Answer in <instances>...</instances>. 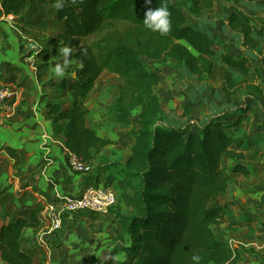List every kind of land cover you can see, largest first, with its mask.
Wrapping results in <instances>:
<instances>
[{
    "label": "trees",
    "instance_id": "16d2710c",
    "mask_svg": "<svg viewBox=\"0 0 264 264\" xmlns=\"http://www.w3.org/2000/svg\"><path fill=\"white\" fill-rule=\"evenodd\" d=\"M63 2L64 6L57 9L56 0H3L0 18L13 16L14 22L27 26L32 24L30 14L39 7L43 11L51 9L57 39L75 50L72 57L78 67L73 76L46 85L63 96L72 94L74 101L65 108L52 99L46 106V118L53 137L69 153L86 164L97 163L94 175L85 176L97 181L111 171L123 176V197H118L108 212L118 226L114 240L121 245L120 251L114 249L111 254L123 256L113 264H193L194 254L202 257L200 264H240V251L217 235L213 227L222 225L228 213L227 206L217 204L219 197L227 193L234 176L250 175L245 153H251L253 160L259 158L251 144L264 142V127L253 121L246 128L257 111L235 103L223 115L211 116L190 131L186 122L164 110L156 87L163 82L161 67L171 62L184 76L199 83L211 78L218 62L234 72L223 87L226 97L236 98L243 85L263 96L264 72L251 62L256 61L255 52L262 53L264 28L258 27L259 20L241 6L263 9L264 0ZM217 2L229 8L226 28L236 34L249 53H222L220 46L227 44L189 23L185 8L199 16ZM163 3L171 13V30L166 35L153 33L143 25L145 12ZM48 56L47 50H40L39 57ZM148 61L155 67L151 68ZM104 73L115 78L113 89L104 91L97 100V112L103 111L110 127L126 130L133 138L126 162H113L104 155L115 141L98 135L90 125L95 112L80 101L88 97ZM136 109L139 112L135 117ZM185 112L183 117L191 110ZM224 160L231 162L230 170L224 169ZM43 209L35 204L28 217L0 228V259L4 264H43L22 248L24 231L41 225Z\"/></svg>",
    "mask_w": 264,
    "mask_h": 264
},
{
    "label": "crops",
    "instance_id": "0c3cea01",
    "mask_svg": "<svg viewBox=\"0 0 264 264\" xmlns=\"http://www.w3.org/2000/svg\"><path fill=\"white\" fill-rule=\"evenodd\" d=\"M241 9L252 18L259 20L257 22L258 27L264 28V8L257 9L242 5ZM225 22L227 26L226 19ZM14 23L25 27L21 23ZM13 27V24H0V30L2 29L3 32L9 35L7 37L4 35V37L7 38L6 41H9L7 48L10 46L9 49L4 48L5 44L2 40L4 33L0 32V86H9L13 92V97L9 101L7 109L0 117V228L18 218L28 217L30 208L35 204L39 203L43 206L46 203H52L56 200L57 195L78 197L88 187L93 186L96 182L101 181L104 176H107L104 175L99 181L91 180L85 175L75 173L69 166L67 161L69 152L59 139L53 137L51 123L46 118V106L53 99V94L44 88L46 83L43 79L40 80L41 73H38L37 68L32 66L39 58H42L37 57L36 53L30 54L31 51L25 49L27 42L23 41V33L14 34ZM223 28L225 29L223 30L225 36L230 40L232 47H235V55L249 53L240 44L235 33L229 31L226 27ZM208 31L211 32L209 29ZM211 34L214 35L213 32ZM229 45L224 47L225 53L231 50L232 47ZM261 50L262 53H254L256 61L263 59L261 54L264 53V39L261 40ZM229 52L234 54L232 51ZM217 69H225L228 74L226 78L234 73L216 62L211 78L215 76ZM16 71L24 75L26 79L23 80L19 77ZM185 77L190 80L188 82L190 91L187 93L190 103L196 105L195 101L200 100L203 105H206L208 100H206L204 94L211 78L205 83H199L196 78L188 76L183 78ZM4 78L9 79L10 82L2 84ZM156 89H158V86ZM216 98L219 99L220 95L216 94ZM227 99L231 98L227 97ZM210 103L211 114L200 120L198 124L208 121L211 116L223 115L225 111L234 105L227 101L220 105L217 104V101ZM191 106L188 107L192 110ZM169 115L171 116V113ZM175 118L180 122H186L190 126L188 121L181 119V117L176 115ZM249 127L246 124V128L249 129ZM99 130L102 133V129ZM102 137L115 141L111 133L103 134ZM131 139L133 140L132 137ZM263 143L258 146L251 144V147L254 151L259 152L261 150H258V147ZM114 146L109 147L107 150L113 149ZM247 153L249 152L245 154ZM105 156L111 157L106 153ZM249 160L254 161L251 157L246 156L245 165L250 170V175L239 174L234 178L237 176L249 178L253 175L252 162ZM89 175H94V173ZM233 187L232 181L227 193L232 191ZM7 197H12L11 207L6 203ZM225 206H228V204ZM229 214H231V211L228 209L226 220L231 217ZM107 217L105 214H78L75 218L68 217L64 221L63 228L53 234L48 232L47 225L42 222L37 229L24 231L22 248L24 251H28L35 261H41L43 264H52L50 258L52 255L57 259L56 264H104L110 256L113 257L111 253L114 249L117 251L121 249L117 247L120 244L114 240V230L118 226L115 227L113 218L110 224L105 222ZM88 219L91 221L96 219L102 224V227L100 229L97 227L98 231L96 232L88 230L85 225L82 228L84 221ZM243 220L245 226L250 225L251 220H248L247 217H244ZM258 222L260 221L258 220ZM261 229H264V226ZM41 239L44 240L45 245L40 243ZM36 246L48 255V258H45L46 260L39 259L35 255ZM54 246L56 248L53 250ZM0 264H4L1 259Z\"/></svg>",
    "mask_w": 264,
    "mask_h": 264
},
{
    "label": "rangeland",
    "instance_id": "374dc122",
    "mask_svg": "<svg viewBox=\"0 0 264 264\" xmlns=\"http://www.w3.org/2000/svg\"><path fill=\"white\" fill-rule=\"evenodd\" d=\"M49 12V13H48ZM185 15L187 16L189 23L201 26L206 30H210L214 35L217 36L219 41L224 42L225 44L232 47L230 40L225 36L223 27H226L225 19H227L230 14L229 8L222 2H217L214 5V8L208 11L203 12L201 15L196 16L191 14L186 8L184 10ZM32 18V24L25 27L18 26L14 23V17H2L0 18V24H13L14 27L12 30L14 34L18 32L23 33V41L27 42L26 50H30L31 53H36L32 50V46L37 48V57H39L40 50H47L49 53L48 57L42 58L32 66L37 68V72L41 73L40 80L45 81L44 88L48 89L50 93L53 94V101H60L65 108H69L73 101L74 97L72 94L63 96L59 90L52 87H47L48 82H52L63 78H55L51 73V68L55 63H62V56L58 53V48L64 47L62 43L57 39L56 28L54 27L53 18L54 11L41 10V7L36 12L30 14ZM22 24V23H21ZM24 24H22L23 26ZM0 32H3L2 29ZM2 40L5 44L4 48H7L9 41H6L7 35L3 32ZM1 34V33H0ZM5 35V37H4ZM29 40H32L31 42ZM6 42V43H5ZM31 45V46H30ZM220 52L225 53L226 50L224 46H220ZM235 54V47H232L231 50ZM75 53V50H72L70 55V64L67 69V74L64 78H70L73 76V71L78 67L77 62L73 59L72 55ZM264 54V53H263ZM261 54V58L264 59V55ZM36 60V59H35ZM151 68L155 67V64L152 61H148ZM252 65L260 67L264 72V61L261 59L259 61L251 62ZM175 62H171L166 66H162L163 82L158 86L157 92L162 100L163 108L166 112L171 113V116H179L181 119L188 121L191 126V131L195 130V126L200 120L207 118L212 111H210L211 103L217 101V104L230 102L232 105L237 104H247L252 106L256 111L257 115L251 116L248 121V126H250L253 121L254 125L260 124L264 127V93L263 96H259L254 92H250L246 85H243L240 88L239 95L236 98L227 99L223 92V87L226 82V76H228L225 69H217L215 76L208 81V88L205 92L207 103L203 105L200 100L195 101L196 105L190 103L187 93L190 91L188 87V82L190 80L183 75V72L174 68ZM19 77L23 80L26 79L24 75L19 74ZM183 76V77H182ZM115 76L104 73L96 83L94 90L88 95L86 99H80L84 105L90 110L94 111L93 123L90 125L97 131L99 136L103 134L111 133L115 139V146L113 149L105 151L106 154H109L111 161L113 162H126L129 157V149L133 143V140L128 134V131L121 128H112L109 126L108 120H106L103 111L97 112V100L101 97L102 93L106 90L113 89L112 81ZM248 80H251V77H245ZM10 81L7 78L2 79V84H8ZM216 94L220 95V98H216ZM60 96V97H59ZM218 96V95H217ZM192 105V106H191ZM188 106L192 107V110ZM186 109L191 110L192 113L186 117L183 115L186 114ZM139 110H134L133 115L136 117ZM102 129V133L99 129ZM259 158L257 160H249L252 162L253 175L249 178L245 176H237L233 179V190L229 193L221 196L217 204L225 206L228 204V209L231 211V217L228 220H224V223L220 226L213 227L215 233L222 237L224 241H227L235 249H238L242 255V262L240 264H264V143L258 147ZM104 153V155H105ZM248 158L251 157V153H247ZM96 165V163L94 164ZM224 169L230 170L231 162L229 160H224L223 163ZM109 179H112L113 184H109ZM123 176L117 174L115 171H111L107 176H104L101 181L96 182L98 185L108 184L111 185L118 197H123V187H122ZM6 203L11 207L12 197L6 198ZM123 206V207H122ZM121 208L125 206L122 205ZM108 216L105 222L111 223L113 218L112 214H105ZM253 216V217H252ZM247 217L250 221L249 226L244 225L243 218ZM75 218V217H74ZM260 222H258V220ZM236 222V224H235ZM234 223V224H232ZM87 226L88 230L96 232L102 227V224L99 223L96 219L94 220H85L83 226ZM116 227V225H115ZM109 233V232H108ZM112 233V231H111ZM117 247L121 248L120 245ZM35 255L42 260H46L48 255L45 254L40 247L36 246ZM56 247H53V250ZM120 260H123V256L120 254ZM52 264L57 263V259L54 255L50 256ZM116 262V261H115ZM113 259L110 256L104 264H113Z\"/></svg>",
    "mask_w": 264,
    "mask_h": 264
},
{
    "label": "built area",
    "instance_id": "2783aa9c",
    "mask_svg": "<svg viewBox=\"0 0 264 264\" xmlns=\"http://www.w3.org/2000/svg\"><path fill=\"white\" fill-rule=\"evenodd\" d=\"M3 0H0V11L2 10ZM13 18L12 16H7ZM34 52L37 48L31 47ZM13 97V92L9 86H0V117L7 109L9 101ZM67 161L71 169L81 175H89L94 172L93 164L82 162L75 154L68 153ZM117 204V195L111 185L104 184L88 187L80 196H61L57 195L52 203L43 205L44 209L40 219L48 227V232L53 234L63 228L66 218H74L78 214H107L111 207ZM40 243L45 245L44 240Z\"/></svg>",
    "mask_w": 264,
    "mask_h": 264
},
{
    "label": "clouds",
    "instance_id": "9594fccd",
    "mask_svg": "<svg viewBox=\"0 0 264 264\" xmlns=\"http://www.w3.org/2000/svg\"><path fill=\"white\" fill-rule=\"evenodd\" d=\"M147 4H151L152 0H146ZM64 6L63 0H56L55 7L60 9ZM171 13L166 3L161 4L156 9L149 8L144 15L143 25L144 28L160 35H166L171 30ZM72 49L68 46L58 48V53L62 56V63H55L51 68V73L55 78H64L67 74V69L70 64V55ZM83 54H87V49L83 50ZM112 259L116 262L120 260L119 255H115ZM202 257L198 254H194L191 257L193 264H200Z\"/></svg>",
    "mask_w": 264,
    "mask_h": 264
}]
</instances>
